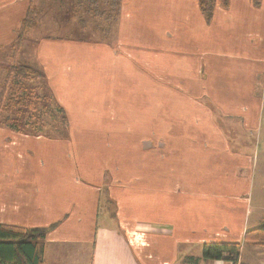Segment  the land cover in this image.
I'll use <instances>...</instances> for the list:
<instances>
[{"label": "crops", "instance_id": "obj_1", "mask_svg": "<svg viewBox=\"0 0 264 264\" xmlns=\"http://www.w3.org/2000/svg\"><path fill=\"white\" fill-rule=\"evenodd\" d=\"M61 1L0 0V56L31 12L16 64L43 73L68 125H0V224L52 226L42 264H236L203 258L208 243L259 264L243 236L264 224V0H215L208 22L199 0H120L107 42L62 37L100 38L107 19Z\"/></svg>", "mask_w": 264, "mask_h": 264}, {"label": "trees", "instance_id": "obj_2", "mask_svg": "<svg viewBox=\"0 0 264 264\" xmlns=\"http://www.w3.org/2000/svg\"><path fill=\"white\" fill-rule=\"evenodd\" d=\"M200 9L205 21H210L212 12L215 7V0H199ZM221 6L226 7L228 0H220ZM120 0H75V6L77 8H84L87 12L92 13L93 16H105L104 13L99 10L107 7V19L112 22V27L115 26L117 17L119 14ZM32 13L28 12L25 19L22 21L19 29L17 30V37L12 44L11 48V67L9 75H11L14 83L12 84L13 92L8 96L7 104H2V97H0V125H8L10 127H16L17 131L22 132V122H18L19 118L24 116L25 112L23 107L27 104L32 106L33 110L37 111L38 117L41 118L44 110L48 108V105L42 104L38 109L39 103H45L46 96L39 97L37 93L28 92V82L32 80L36 73L34 70L26 67L25 65L15 63L16 54L21 48V42L23 35L27 32L33 22H31ZM111 19V20H110ZM107 30V31H106ZM103 33L110 39L111 26L109 25ZM32 78V79H31ZM44 87V86H43ZM45 88V87H44ZM48 88V87H47ZM51 101L55 110H51L52 117L56 114L62 123L64 130L66 126V115L64 110L57 104L53 98L50 89ZM48 97V96H47ZM32 99V100H31ZM15 103L10 106V102ZM32 101V102H31ZM17 105L18 108L12 109ZM23 113L22 116L16 117ZM5 114V115H3ZM54 114V115H53ZM15 115V116H14ZM13 116V117H12ZM13 122V123H12ZM30 134V133H28ZM41 134L36 132L35 134ZM52 226L46 228H22L17 226L2 225L0 224V264H42L43 243L45 235ZM243 243H252L259 246H264V224L259 227L247 230L243 236ZM241 243H208L202 247V257L209 260H219L226 255V259L236 263L240 255Z\"/></svg>", "mask_w": 264, "mask_h": 264}, {"label": "rangeland", "instance_id": "obj_3", "mask_svg": "<svg viewBox=\"0 0 264 264\" xmlns=\"http://www.w3.org/2000/svg\"><path fill=\"white\" fill-rule=\"evenodd\" d=\"M51 1L52 2L54 1V4H51V7L55 6L57 8L58 7L57 3L60 0H51ZM36 2H37V0H33V4H35ZM61 3H62V7L61 8H67V9L71 8L73 10H74V8L75 9L77 8L75 6V0H66V1L62 0ZM36 7L37 6H35L34 9H36ZM45 9L43 10L44 12H45ZM79 12L80 11H78L77 14ZM44 15H45V13H44ZM47 17L56 20V22H61V19H62V16L60 15V13L58 11L53 12L51 16H49L47 14ZM101 17L103 19L104 18L107 19L106 15L105 16H101ZM100 25H102L103 28L105 29V23L104 22H100V24L98 26H100ZM109 25L112 28V22L111 21L109 22ZM109 25H108V19H107V27ZM111 32H112V29H111ZM29 33L30 32H28L26 34V37L28 35L29 36L31 35ZM24 35H23V37H24ZM61 36L62 37H67V38H71V39H81L82 38L84 40H92V41L100 40V41H103V42H107V41H105V35L104 36L100 35L99 36L100 38H98V36H97V38L96 37L92 38L90 32L83 33L81 31H78L77 29L68 30L67 32L66 31H62ZM113 37H114V34L112 35V37L110 39H112ZM22 40H23V38H22ZM108 42L110 43L111 41H108ZM21 45H22V42H21ZM111 46H112L113 49L116 50V45L111 44ZM19 51H20V49L18 50V52L16 54V58H17L18 53H20ZM11 53L12 52L10 50V54ZM8 56H9V52L8 51L7 52L4 51V55L0 56V97H2V104L4 106L7 104L8 96L14 91L13 87H12V84L14 83V80L12 79L11 75H9V72H8L10 70L9 68L11 67L10 65L12 63L10 61V58L7 59ZM16 61H18V60L15 59V63H16ZM34 72L36 73L35 77L33 79L31 78L32 80H30L28 82V85H29L28 92L29 93L30 92L37 93L39 97H43L44 95L48 96V97L46 96L45 103H41V104L39 103L38 109L41 108L42 104H46V106L48 104L49 105H48V108L46 110H44V113L42 114V116L40 118L37 115V111L33 110L32 106H28L26 104L23 107V109L25 111L23 113H25V115L22 116L23 113L21 112L20 115L16 116V117L22 116V117L19 118V121H18V122H22V124H23V125H21L22 126L21 130L26 131V132H28L30 134H35L36 132H40L41 134H46V135H49V136H52V137L65 136L68 133L67 121H66V126H65V128L63 130L62 123H61V120L59 119V117L56 114L55 115L53 114L54 117H52V113L50 112L51 110H55V108L53 106V102L51 101L52 99L50 98V93H49V90H48L49 87H48V84H47V79L45 78V76L43 75V73L41 71L35 69ZM12 103L14 104L15 102L11 101L10 102V106L12 105ZM16 108H18L17 105H15V107H13L12 109H16ZM3 115H5V114H3ZM0 121H3V119H0ZM9 128H13L15 130H19V129H16V127H10L9 126ZM260 138L261 139H259V141L256 144V150L257 151L259 150L258 151V155H259V157H258V168L259 169L262 167V165L260 163L262 161L261 155H262L263 150H264V136H262ZM259 190L263 191V194ZM263 195H264V188H261V185H259V187H258V185L253 187L252 199H253V202L255 201V204H256V199H257V201L259 203L260 199L263 197ZM255 213H257L256 209H254V211L251 214L250 223L254 219ZM249 258L252 261V257L250 256ZM253 259H255L259 264H264V250L262 252V256L261 257L253 256Z\"/></svg>", "mask_w": 264, "mask_h": 264}, {"label": "built area", "instance_id": "obj_4", "mask_svg": "<svg viewBox=\"0 0 264 264\" xmlns=\"http://www.w3.org/2000/svg\"><path fill=\"white\" fill-rule=\"evenodd\" d=\"M238 260H239V258H238ZM236 264H240V263L237 261Z\"/></svg>", "mask_w": 264, "mask_h": 264}]
</instances>
